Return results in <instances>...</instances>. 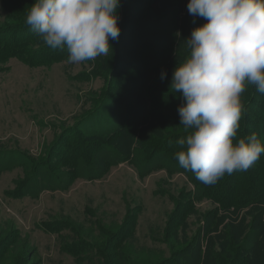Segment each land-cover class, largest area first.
Returning <instances> with one entry per match:
<instances>
[{
    "label": "rangeland",
    "instance_id": "obj_1",
    "mask_svg": "<svg viewBox=\"0 0 264 264\" xmlns=\"http://www.w3.org/2000/svg\"><path fill=\"white\" fill-rule=\"evenodd\" d=\"M120 1L132 12L140 11L141 6L132 5L137 0ZM145 2L139 0L138 4ZM185 2L188 4L189 0ZM185 12L186 15L189 14L187 5ZM146 19L144 17L139 24H132L135 22L133 19L129 24L121 23L122 18L118 19L120 34L125 35L123 43L120 42L119 54L125 51L137 57L140 62L143 54H146L150 64L157 54H168V50L158 44L159 37L162 36L159 38L162 41H169L170 38L178 40V37L175 36L176 32L173 33V24L158 27L155 24L151 27ZM187 19L193 28L207 22L192 15L187 16ZM4 22H7L4 15H0V27ZM7 23L11 25V22ZM145 24H149V27ZM155 28L159 35L151 34ZM189 31L190 28L177 33L179 36L183 35L180 39L181 50L187 52L184 58L188 54L184 41L190 37ZM153 37L157 39H151ZM10 38L8 35L5 40ZM171 48L174 51L172 58L167 61L168 69L160 70L166 73L168 83L167 86L163 84L164 94L176 98L175 104L169 103L175 110L183 100L178 94L172 93L170 85L175 67L184 58L178 62L172 61L176 55L175 44ZM117 58L115 70L110 74V84L107 83L108 79H104L105 75H100V57L78 64L64 61L36 68L13 59L6 69L0 68V225L8 223L26 238L33 256L29 264H106L110 252H123L126 245H131L130 255L133 258L153 260V256L155 260H159L168 256L167 247L162 243L166 223L177 202L193 191L192 184L183 174L168 175L164 170H155L140 177L133 165L121 163L111 167L98 180L76 179L64 191L43 190L36 198L7 196L25 177L24 170L20 167V163L25 161L15 157V151L25 154L34 162L41 161L49 154L50 147L61 140L62 147L58 149L57 156L66 159L67 151L71 152L78 140H95L92 136L98 131L90 132L87 129L95 127L102 130L100 134H115L119 123L114 117L121 114L122 103L126 99H132L136 88L135 84H120L123 81L132 83L145 77V72L136 68L137 62L132 60L129 64L123 61L122 56ZM171 63H174L173 70ZM102 70L104 71L103 68ZM115 89L120 93V105L111 99ZM101 91H106V96L111 100L108 106L101 109L103 115L98 113V104L92 105L94 100L100 101ZM249 95L264 99V94L255 89L251 91V85L246 86L241 101ZM261 104L262 101L258 100L251 109L264 110ZM258 110L253 111L256 117ZM178 118H172L167 123L173 122L177 130L184 133ZM153 130L157 133V127L154 126ZM261 134L264 135V131ZM137 139L139 140L138 137ZM113 143L130 151L135 148L136 140L121 134ZM217 206L206 200L195 204V212L187 219V227L184 228L187 241L196 233L201 223L200 217ZM128 210L135 214L136 223L133 238L125 240L129 238L130 223L124 228L122 225ZM263 210L264 205L261 204L251 209L253 213L249 208L239 212L232 209L228 212L220 210L221 216L227 215L228 218H223L217 233L226 230L229 224L234 234L245 233L251 227L252 231L260 230L264 226ZM256 214L257 219L250 224L252 216ZM242 216H245V220L241 222ZM238 223L241 225L236 228ZM112 236L115 237L114 240H111ZM260 245L262 248L255 251L254 264H264L262 237ZM97 248L104 251L100 259ZM215 250L218 251L219 248L216 246ZM1 260V264H13L7 253Z\"/></svg>",
    "mask_w": 264,
    "mask_h": 264
},
{
    "label": "trees",
    "instance_id": "obj_2",
    "mask_svg": "<svg viewBox=\"0 0 264 264\" xmlns=\"http://www.w3.org/2000/svg\"><path fill=\"white\" fill-rule=\"evenodd\" d=\"M137 1L139 2V0ZM141 1L146 2L140 5L138 2L132 3L133 6H141L139 12H132L120 1L117 14L119 19L122 18L121 23L129 24L133 19L135 22L132 24H139L144 17H147L146 20L151 23V27H154L155 24L157 27L168 26L167 24L171 23L174 25L173 33L176 32L175 36L178 37V40L170 38L169 41H162L159 39L162 36L158 39L151 38L157 39L158 44H162L168 50V54H157L158 56H154L150 64L146 54L141 57V62L137 57L125 51L119 54L120 42L123 43L125 40V35L122 33L119 35L117 43L109 40L112 53L110 51L109 55L100 57V75H105L104 79H108L107 83H109L110 74L117 65V57L120 56L124 62L129 64L134 60L138 63L135 65L136 68L145 72V77L141 80H135L132 83L123 81L120 84L121 86L124 83L135 84L136 88L133 91L132 99H126L122 103L121 114L114 117L119 123L115 134L109 132L100 134L102 130L95 127L87 129L90 132L98 131L92 136L95 140H78L71 152L67 151L66 159H60L57 156L58 149L62 147L61 140L50 147L49 154L47 153L41 161L34 162L28 159L25 154L15 151L14 156L23 158L25 161L20 163L25 177L16 185L14 191L7 193V196L36 198L43 190L64 191L76 179L98 180L111 167L121 163L133 165L140 177L147 176L155 170H164L168 175L183 174L192 184L193 191L188 193L185 199L177 202L171 218L166 223L162 243L167 247L168 256L159 260H155L153 256V260L151 258H133L130 255L131 245H126L123 252L121 250L110 252L106 258V264H254L255 251L262 248L260 242L261 237L264 239V226L260 230L252 231L251 227L245 233L234 234L229 224L226 230L217 232L223 218H228L227 215L221 216L220 210L228 212L232 209L239 212L249 208L251 211L258 204L264 205V154H261L260 159L247 171L226 174L212 186L203 184L195 178L192 172L179 167L174 153L179 150L177 140L185 133L177 130L173 122L167 123L172 118H178L179 114L178 109L174 110V106L169 104H175L176 98L164 94L163 84L167 86L168 83L167 79H161L160 68L168 69L167 61L172 58L174 50L171 47L174 44L176 55L172 61H181L187 53L183 52V49L181 50L180 39L183 38V35L179 36L178 31H183V29L188 31L190 28L189 32H191L199 25L193 28L187 19L190 14L186 15L185 6L187 3L185 0H175V2L171 0ZM147 1L149 2L147 3ZM34 3L35 0H0V15H4V19L11 22V25L4 22L2 28L0 27V68L6 69L9 61L13 59L31 68L68 61L69 53L66 48L63 50L49 48L42 42V38L25 24L26 15ZM145 25L149 27V24ZM156 30L155 28L151 34L159 35ZM8 35L11 38L5 40ZM120 65L124 66V64ZM171 66L173 70L174 63H171ZM254 89L256 90L255 86H251V91ZM118 91L117 89L112 91L111 99L112 102L116 101L119 104L120 93ZM105 93L100 92L99 102L97 100L92 102L93 106L98 104L99 115L104 114L101 109L108 106L107 104L111 101ZM258 100L262 101L261 105L264 107L262 97L249 95L242 101L244 112L237 132V140L246 138L255 132L264 143V135L261 134L264 131V110L262 108L251 109ZM178 101L180 102V100ZM254 110H258L257 117L253 114ZM154 126L157 127V133L153 130ZM121 134L136 140L135 148L126 151L113 143ZM202 200L210 201L218 206L200 217L201 223L198 225L196 233L191 240L187 241V237L184 235L187 219L194 214L195 204ZM251 213L253 212L251 211ZM256 219L257 214L252 216L250 224ZM243 220H245V216L241 217V222ZM128 222L130 223V234L129 238L125 240L133 238L132 232L136 223V216L131 210L127 211L122 228ZM238 225L241 223H238L236 228ZM119 233H123V231H119ZM114 238L112 236L111 240ZM216 246L219 248L218 251L215 250ZM31 252L32 249L25 237L21 236L8 223L4 226L0 225V259L7 253L13 264H29L33 258ZM96 252L100 259L104 251L97 248ZM2 262L3 260L0 261V264Z\"/></svg>",
    "mask_w": 264,
    "mask_h": 264
},
{
    "label": "clouds",
    "instance_id": "obj_3",
    "mask_svg": "<svg viewBox=\"0 0 264 264\" xmlns=\"http://www.w3.org/2000/svg\"><path fill=\"white\" fill-rule=\"evenodd\" d=\"M120 0H35L25 24L53 50L66 48L69 63L112 53L118 40ZM190 15L207 22L191 31L186 57L172 74L170 89L183 103L185 135L174 153L179 167L205 185L244 172L264 154L253 132L237 137L244 112L241 94L255 86L264 94V0H189ZM166 73L162 70L161 79Z\"/></svg>",
    "mask_w": 264,
    "mask_h": 264
}]
</instances>
